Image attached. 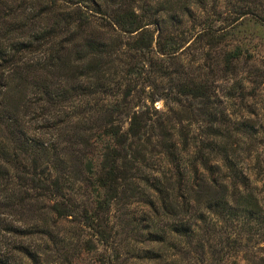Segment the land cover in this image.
<instances>
[{
  "label": "trees",
  "instance_id": "trees-1",
  "mask_svg": "<svg viewBox=\"0 0 264 264\" xmlns=\"http://www.w3.org/2000/svg\"><path fill=\"white\" fill-rule=\"evenodd\" d=\"M195 24L221 72L264 67V0H0V264L39 263L42 242L70 263L99 245L101 264H264L262 67L216 85L178 70L170 112L122 123L115 51L170 55Z\"/></svg>",
  "mask_w": 264,
  "mask_h": 264
},
{
  "label": "rangeland",
  "instance_id": "rangeland-1",
  "mask_svg": "<svg viewBox=\"0 0 264 264\" xmlns=\"http://www.w3.org/2000/svg\"><path fill=\"white\" fill-rule=\"evenodd\" d=\"M38 1L43 2L47 0H19V2L23 5H29ZM87 10L89 12L92 11L89 7ZM149 28L154 32L155 37L157 33L156 26L151 24ZM197 29L198 26L195 24L194 26H190L188 31L181 33L183 34L182 36H184L183 47L170 55L157 53L155 51V43H153L149 48L142 49L141 51L130 48L125 43L122 47H119L118 50L115 51L124 67L120 72V81H122L124 85V89L122 90L126 92L127 89H130L127 108L125 109V112H123V115L121 113L124 127L127 125L128 113H131L134 110H145L148 107L153 117L157 116V114L161 111L170 112L169 108L173 107L175 102L167 89L166 83L176 77L178 70L184 71L185 74L188 73L189 76L194 77L197 81H214L213 83L215 85L219 83V81H228V84H231L232 81H258L257 78H255V75L256 72H259V70L256 69L262 66L251 63L250 61L246 64L243 62L239 63L237 67L238 73L236 76L230 71L221 72L218 65V49L215 47H200L196 36ZM129 39L131 38L125 36L122 41L125 42ZM253 43L257 44V49L261 50L259 55H263V39H259L257 41V39L254 38ZM249 49L253 51L254 48L251 46ZM257 49L255 48L254 50ZM261 70L264 72V67H262ZM245 89L248 91L250 87H246ZM122 94L123 91L120 92L121 96ZM152 97L155 98L154 102H151L150 100ZM220 98L225 99L223 95H221ZM238 108L236 98L229 102V109L231 111L235 112ZM154 109H157L159 112H155ZM134 210V205H130L128 211L134 212ZM116 214H118V212ZM64 223H66V221H64ZM16 243L17 242H15V244ZM40 244L42 248H46L49 255L46 259L42 258L39 263L36 262V264H101L97 261L96 257V254L98 255L97 252L100 251L99 245L98 249H83L82 253L78 257L69 256L70 261H72L70 263L68 260H64V257L68 256L57 255L54 244L50 242H42ZM231 254L232 255L227 257L226 264L245 263L244 261H237V263H235L234 254ZM219 256L220 254H218V258ZM126 259L127 260L124 261V264H150L147 258L136 257L135 255H129ZM22 264L32 263L28 259L23 258ZM190 264L200 263L193 262Z\"/></svg>",
  "mask_w": 264,
  "mask_h": 264
}]
</instances>
